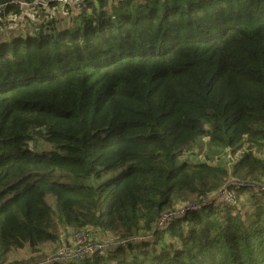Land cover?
<instances>
[{
    "label": "trees",
    "instance_id": "obj_1",
    "mask_svg": "<svg viewBox=\"0 0 264 264\" xmlns=\"http://www.w3.org/2000/svg\"><path fill=\"white\" fill-rule=\"evenodd\" d=\"M29 16L31 35L0 41V264L58 244L57 227L148 236L229 178H264V0H97ZM202 139L245 150L230 167L183 160ZM150 239L74 264H264V191Z\"/></svg>",
    "mask_w": 264,
    "mask_h": 264
},
{
    "label": "built area",
    "instance_id": "obj_2",
    "mask_svg": "<svg viewBox=\"0 0 264 264\" xmlns=\"http://www.w3.org/2000/svg\"><path fill=\"white\" fill-rule=\"evenodd\" d=\"M97 0H11L6 4H0V17L10 16L7 13L9 7H17L28 14L32 11H53L60 9L61 14L68 15V10L78 11L85 3L96 4ZM7 13V14H6ZM12 15V14H11ZM13 16V15H12ZM16 24L0 25V33L13 31ZM241 156V155H240ZM238 156V159L240 158ZM238 160L232 161V164ZM246 190L250 193L264 191V178L260 182L229 178L220 189L199 202L187 203L172 208L160 215L152 227L148 236H135L127 239H119L111 235L96 238L90 231L67 230L58 243L56 250L47 258L35 264H74L107 256L108 252L126 247L129 243H138L144 239H150L153 234L166 230L169 223L175 219L182 218L190 212L220 204L230 206L236 203L237 191Z\"/></svg>",
    "mask_w": 264,
    "mask_h": 264
},
{
    "label": "rangeland",
    "instance_id": "obj_3",
    "mask_svg": "<svg viewBox=\"0 0 264 264\" xmlns=\"http://www.w3.org/2000/svg\"><path fill=\"white\" fill-rule=\"evenodd\" d=\"M63 23V22H62ZM16 24V23H13ZM41 24V23H40ZM70 24L69 21H66L63 24H59L60 28H65ZM22 28H25L27 26V22L24 20L18 24ZM17 26V24H16ZM3 34V33H0ZM2 37H0V40ZM40 150L45 151L46 147L41 145L39 147ZM50 150H52L51 146H48ZM244 149L238 150L234 153L230 152L229 150H210L206 146V140L202 139L198 141L195 146H193L192 149L189 151L185 152L182 155V159L188 162H207L212 165H229L232 163V161L238 160V156L242 155L244 152ZM35 152L38 154L40 151L37 149ZM258 157L264 158V154H256ZM241 200V199H240ZM238 198V202H240ZM242 203V202H241ZM217 205V204H216ZM58 234H59V239L66 234V230L62 229L61 227L56 228ZM153 239H149L148 241H152ZM58 244H46L42 245L39 250L36 251V253H30L28 249H24L21 251H16L13 253H10L7 257V260L5 261L4 264H35L43 259L49 257L57 248Z\"/></svg>",
    "mask_w": 264,
    "mask_h": 264
},
{
    "label": "crops",
    "instance_id": "obj_4",
    "mask_svg": "<svg viewBox=\"0 0 264 264\" xmlns=\"http://www.w3.org/2000/svg\"><path fill=\"white\" fill-rule=\"evenodd\" d=\"M27 17L28 18H26V17L20 18V16H14V15L12 16L11 14H10V16H4L1 20V22H3L4 24H12V25H15L13 23H16L17 26H16V29H14L13 31H6V32H4V34L0 35V37H2V39L0 41H8L9 39H12L13 37H18V36L24 37L25 35H31L33 33V31L36 29L35 23L36 22L40 23V19L35 21L32 19L31 16H27ZM24 20L27 22V26L25 28H22L18 24ZM95 237L96 238H103L104 236L96 234Z\"/></svg>",
    "mask_w": 264,
    "mask_h": 264
}]
</instances>
